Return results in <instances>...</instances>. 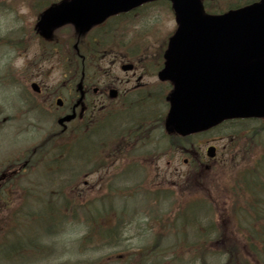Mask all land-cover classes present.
Wrapping results in <instances>:
<instances>
[{
    "label": "rangeland",
    "instance_id": "1",
    "mask_svg": "<svg viewBox=\"0 0 264 264\" xmlns=\"http://www.w3.org/2000/svg\"><path fill=\"white\" fill-rule=\"evenodd\" d=\"M206 1L208 2V0ZM209 1L211 10L220 11L233 2L245 0ZM46 5L40 7L36 0H0V169L2 162L6 164L10 162L13 169H22V164L27 163L28 160L31 161L30 157H33L30 169L8 175L6 176L7 179L2 181L1 185L9 190V198L3 196L0 192V249L3 245H7L18 238L21 244H29L26 249L31 246L33 254L27 253V251L22 252L24 255L29 254V257H21L17 253H12L7 246H4L0 250V264H111V261L105 256L106 254L117 251L127 253L123 251L133 249H140L139 252L143 251L144 253H154L153 257L155 254L167 256H161V258H167L168 260H161L157 264H227L229 253L225 251V246L229 240L222 243L212 241L209 251L210 253L213 251V257H210L211 260L204 262L196 250L192 248V241H194L192 237L189 238L190 241H187V243L183 242L185 247V250H183L176 236L167 234L170 226H173L172 223L177 213L185 207L192 196L203 197L205 200L212 202L215 215H213V218L222 221L225 220V215L228 220L224 224L227 229L225 231L229 234H235L232 241L240 248L243 260L248 261L251 253L246 242L237 233V230L231 229L232 226L227 217L228 210H226L228 193L222 184L227 178L232 163L241 164L244 159L251 156L254 143L261 144V137L264 135V123L255 121L228 122L194 138L195 143L189 144L186 149L196 154L197 157L191 154L190 156L193 158L188 162L184 161L187 154L180 149L172 150L168 136L162 135V131L157 130L153 134L154 140L145 148L147 151L152 150L151 153L146 155V167H139L140 169L136 175L131 172L123 176L122 180L114 175H108L106 183L112 182V185H106L107 187L103 185L102 189L99 187L98 191L96 190L93 195L89 196L85 195L84 192L79 193L73 189L72 184L70 186L66 185L69 190L67 194L72 197L76 195L77 197H75V204L69 207L73 212L69 213L68 210H64L65 207H61L59 216L56 219L58 224H62L60 227L57 224L53 227L52 224L54 223H51V226L46 228L44 232L46 221L41 225L42 218L38 217V214L42 216L44 208L40 209V213L36 210L37 217L20 216L16 220L18 224L17 235H11L13 220L17 218L14 215L21 210L19 209V202L21 204L30 196L34 200H28L27 209H36L35 197L39 193L26 192L30 187V190L34 188L39 191L42 188V184L35 179L34 172L40 170L48 172L50 184L47 183L44 174L47 197L56 199V193L61 195L62 192V187H59L56 182L59 179L62 180L63 177L57 172L64 171V164L71 165L74 170L84 169V161L82 160L72 159L64 162L66 148L63 144L56 142L55 137L48 136L59 127L56 119H54L59 115L58 109H48L49 106L46 104L41 107L42 109L32 107L35 96L30 94V85L27 87L25 81L21 79V77H34L38 74L37 65L38 67L43 65L44 73L37 76L39 77L38 81L43 79L44 93H42V96L45 97L47 93L57 92L56 94H59V97H63L66 101L70 97L68 93L70 87L66 83V77L69 75H66L63 71L65 63H67L66 60L53 54L50 49L51 46H45V52L40 58V43L33 34L37 15ZM175 26L174 14L167 4H154L141 10L135 25L130 23L129 27L126 28V33L118 34V37L124 40L122 48L126 52L130 53L132 47L136 46L140 60L149 57L148 62H145V60L141 64L142 69L145 71L141 76L147 77L146 80L149 81L157 77L155 69L157 70L160 60V57H158L160 39L164 40L169 32L168 30H173ZM26 33H29V35ZM27 37L28 42L26 43L24 40ZM69 39L70 32L67 28L62 31L59 40L55 42L59 47L56 51H61L63 55L68 54V57L67 41ZM106 51L104 47H101L98 54H91L92 63L88 68L92 73H97L102 67L108 66L112 69L114 76L130 77L133 75L130 71H122L119 63L113 65L110 58L101 60L104 56L103 53ZM139 74L141 73L138 71L134 77H138ZM13 79H15V82L12 81ZM164 113L165 111L162 112L159 109L151 119L155 118L160 121V116ZM73 125L77 126L78 122H74ZM261 127H263L261 134L254 140L253 132L260 131ZM98 134L99 132L96 134L90 133L89 138L95 139L93 142H96L102 137ZM243 134H246L245 138L242 137ZM39 143H44V145L41 148H36L34 155L32 153L33 156L29 155ZM209 144L218 147L216 161H211L212 159L206 155ZM97 147L102 150L100 144ZM234 148H239L237 155ZM164 152L167 154L161 155ZM59 153L63 154L60 161L57 158L60 156ZM9 157V160L3 161V158L6 160ZM48 161L52 162L48 163ZM203 161L205 164H209L210 167H203L202 169L201 163ZM71 163H74L75 167ZM86 166L88 168L85 170L91 168L89 165ZM97 178L98 175L95 174L90 176L88 180L93 183ZM37 179L42 180L43 178L37 176ZM5 181L7 182L4 184ZM153 183H155V186L172 187L175 190L172 193L162 191L154 197L155 193H152V191H155L157 187L150 186ZM79 186L84 189L85 185L82 183ZM87 188L85 187V191ZM149 190L151 192H148ZM110 192L116 206H124L132 210L122 209L124 207L118 208L117 214L109 213L111 219L103 218L104 229L108 226H115L114 232H118V236L116 234L115 237H109V239L120 241L119 238L122 236L123 242L119 246L112 247L108 245L103 247L100 245L98 248L96 243H89V241L84 240V236L87 237L89 234L99 233V231H96L98 228H93V222L89 221L88 215L86 216L89 207L82 208V202L89 199H95L96 202H99V199L109 197ZM146 193L151 196L146 198ZM182 193L184 196L183 199H180L179 196ZM129 194L138 195L124 198ZM4 200H7L8 205L3 206ZM77 201L78 205H76ZM51 211L52 218L55 214L58 215L56 210ZM74 211L77 212V216L74 215ZM119 217L123 219L116 224V218ZM207 220H209V225L212 223L211 218H205L203 222L206 225L203 224L202 228L208 226ZM60 228L61 232L59 231ZM219 230L220 232L224 231L221 226H219ZM213 232L211 230L210 235H213ZM97 239L93 238L95 241ZM34 242L35 244L30 245ZM206 248V246L200 247V250ZM166 249H169V251L165 252ZM38 252L41 254H38ZM10 253L15 256L14 259L10 257ZM35 253L37 254L34 255ZM171 255H174V258H170ZM147 258L149 259V256ZM163 261L165 263H162ZM145 264H152V262L147 261Z\"/></svg>",
    "mask_w": 264,
    "mask_h": 264
},
{
    "label": "water",
    "instance_id": "2",
    "mask_svg": "<svg viewBox=\"0 0 264 264\" xmlns=\"http://www.w3.org/2000/svg\"><path fill=\"white\" fill-rule=\"evenodd\" d=\"M144 1H63L45 11L38 26L48 38L68 22L87 30L106 14ZM172 1L179 27L159 72L174 84L166 129L188 135L226 119L264 117V0L219 15L206 14L201 0ZM208 154L214 156L215 147Z\"/></svg>",
    "mask_w": 264,
    "mask_h": 264
},
{
    "label": "trees",
    "instance_id": "3",
    "mask_svg": "<svg viewBox=\"0 0 264 264\" xmlns=\"http://www.w3.org/2000/svg\"><path fill=\"white\" fill-rule=\"evenodd\" d=\"M237 5H240V3L235 6ZM262 128H260V131L253 132L254 140L261 134ZM172 136L175 138L172 143L173 148L176 149L185 151L189 144L195 143L192 136L184 138ZM242 137L245 138L246 134H243ZM262 137L261 144L254 143V149L251 150V156L248 159H244L241 164L232 163L227 178L222 184L228 193L226 210H228L227 217L230 220L231 229L237 230V233L246 242L251 253L249 259L253 263L243 260L240 248L232 241L235 234H229L225 231L227 229L224 224L228 221L225 215V220L222 221L213 218L214 208L210 200L197 196H192L191 200L187 199L190 201L186 207L187 212H191V209L202 210L207 218L212 219V223L202 228V230L197 226V234L200 240L198 239L199 242L196 244L200 247L206 246L209 248L212 241L222 243L229 240L225 246V251L229 252L227 264H264V139ZM254 140L252 139V141ZM192 217V213L184 215V218L190 224L191 221L195 220V217ZM219 226L224 231L220 232ZM192 227L195 228L196 225H192ZM211 230L214 231L213 235H210ZM108 231L113 232V229L110 227ZM210 237H212L211 240H209ZM31 244H35V242ZM207 248L199 252L204 262L207 260ZM25 255L23 254L24 257Z\"/></svg>",
    "mask_w": 264,
    "mask_h": 264
},
{
    "label": "flooded vegetation",
    "instance_id": "4",
    "mask_svg": "<svg viewBox=\"0 0 264 264\" xmlns=\"http://www.w3.org/2000/svg\"><path fill=\"white\" fill-rule=\"evenodd\" d=\"M138 9H133L129 12L125 13H119L116 15H113L109 18H107L102 24H99L97 26H94L88 33L79 35L75 28L73 26H69L71 30V42H72V49L74 52H72V55L70 54L69 60L72 62V67L69 71V79L68 85L70 87L69 89V99L66 101L62 98V104L61 105H55V107L65 113L72 112L73 110H77L79 113L77 117L75 118L78 120H85L89 121L92 118H95V116L100 111H109L110 108L113 106L121 105L125 102V98L129 96H133L134 94H137L140 89L145 91L147 87L150 85L148 80H146L147 77H120V76H114L112 69L108 66L102 67L101 70L97 73H92L91 70L85 71V75L83 77V93H84V100L81 102L82 105L85 106V109L82 110L81 104L76 106V104L79 101L80 92L77 90L78 83L80 82L82 78V70L79 71L77 64H78V57L81 58L82 65L84 67V64L89 61V64L91 63V54L90 52L88 54H83L82 52H78V49L80 50V44L86 47H89V44H91V40H95L97 38V32H117L118 30H124L126 27L131 23L134 22V25L137 20L138 16ZM122 20H126V27L122 24ZM129 27V26H128ZM62 33V32H61ZM59 36L57 39L59 40ZM41 48V52L43 51V48ZM120 53H115L113 51H107L104 53V56L101 60L105 59H111V63L115 65L116 63H119L122 65L127 62L131 63H137L135 59H130L124 57V54H122V58H120ZM41 61V60H40ZM84 62V63H83ZM76 65V66H75ZM41 66V63H40ZM138 69V66L134 64V69ZM38 74L35 75L34 78L30 77H21V79L25 80V83H29L31 81H37L42 91L44 90L42 83V80H37L40 74L44 73L43 65L41 67H38L37 65ZM80 72V73H79ZM112 88H115L118 91V96L116 98L110 97V91ZM54 96L53 94H48L43 97H38V106L39 105H50L53 106ZM154 129V128H153ZM135 134V133H134ZM128 140H131L130 138ZM124 147L127 145V138L125 139ZM131 148H134V143L130 145ZM107 165V163H105Z\"/></svg>",
    "mask_w": 264,
    "mask_h": 264
}]
</instances>
